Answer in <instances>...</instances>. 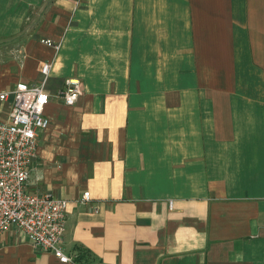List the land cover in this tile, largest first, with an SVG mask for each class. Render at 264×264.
Masks as SVG:
<instances>
[{
  "label": "crops",
  "instance_id": "1",
  "mask_svg": "<svg viewBox=\"0 0 264 264\" xmlns=\"http://www.w3.org/2000/svg\"><path fill=\"white\" fill-rule=\"evenodd\" d=\"M43 62L49 124L27 188L69 201L65 253L264 264V0H0V91L40 82ZM0 264L78 263L11 228Z\"/></svg>",
  "mask_w": 264,
  "mask_h": 264
},
{
  "label": "built area",
  "instance_id": "2",
  "mask_svg": "<svg viewBox=\"0 0 264 264\" xmlns=\"http://www.w3.org/2000/svg\"><path fill=\"white\" fill-rule=\"evenodd\" d=\"M41 42L55 50L60 47L49 38ZM50 69L51 63L43 62L40 82L19 81L10 90L0 91V100L11 97L7 119L0 120V235L15 226L34 247L68 262L73 257L64 252L61 241L69 201L48 191L34 193L27 188L38 133L49 124L44 107L50 100L45 89ZM82 94L83 83L74 77L65 80L57 96L73 105ZM81 199L88 200L89 192L84 191Z\"/></svg>",
  "mask_w": 264,
  "mask_h": 264
},
{
  "label": "trees",
  "instance_id": "3",
  "mask_svg": "<svg viewBox=\"0 0 264 264\" xmlns=\"http://www.w3.org/2000/svg\"><path fill=\"white\" fill-rule=\"evenodd\" d=\"M77 250L78 252L74 255L73 260L78 264H91L90 251L82 247H78Z\"/></svg>",
  "mask_w": 264,
  "mask_h": 264
},
{
  "label": "rangeland",
  "instance_id": "4",
  "mask_svg": "<svg viewBox=\"0 0 264 264\" xmlns=\"http://www.w3.org/2000/svg\"><path fill=\"white\" fill-rule=\"evenodd\" d=\"M2 115H3V113H0V117H1ZM11 228L18 229V228H16V227H11ZM11 228H10V229H11ZM10 229H9V230H10Z\"/></svg>",
  "mask_w": 264,
  "mask_h": 264
}]
</instances>
